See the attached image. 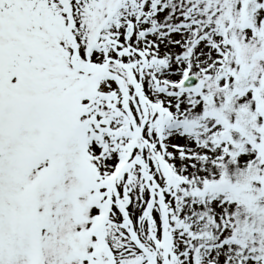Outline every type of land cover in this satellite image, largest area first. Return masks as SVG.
Listing matches in <instances>:
<instances>
[{"label":"snow or ice","instance_id":"snow-or-ice-1","mask_svg":"<svg viewBox=\"0 0 264 264\" xmlns=\"http://www.w3.org/2000/svg\"><path fill=\"white\" fill-rule=\"evenodd\" d=\"M0 264H264V0H0Z\"/></svg>","mask_w":264,"mask_h":264}]
</instances>
